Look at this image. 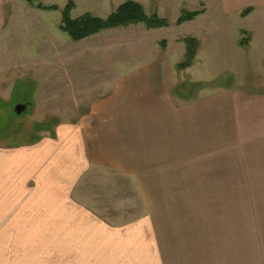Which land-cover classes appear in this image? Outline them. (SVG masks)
<instances>
[{
	"label": "rangeland",
	"instance_id": "1",
	"mask_svg": "<svg viewBox=\"0 0 264 264\" xmlns=\"http://www.w3.org/2000/svg\"><path fill=\"white\" fill-rule=\"evenodd\" d=\"M37 1L59 10L42 11L25 0L0 2V142L16 145L27 141L25 130L52 118L60 119V124L78 123L77 119L110 99L127 116V111H134L132 104L127 105L132 103L131 95L115 92L117 81L132 76L141 65L156 64L162 72L158 74L167 80L161 93L172 94L170 105L176 110L172 117L178 116L172 119L173 127L168 122L163 126L167 140H160L157 157L151 161L149 157L130 155L120 168L118 161L112 162L105 154L99 157L96 162L101 166L93 167L76 188L74 196L81 208H75L72 223H135L168 228L175 231L174 241H188L185 257L173 260V264H264V160L260 159L264 137L254 135L249 142L252 157L247 173L243 164L231 171L226 164L215 161L211 142L212 132L222 133L218 136L222 140L226 139L223 133L233 132L203 120L205 113L211 112L207 110L209 103L214 105L210 100L213 93L239 91V87L254 91L250 89L264 81V33L257 28L258 22L260 29L264 27V0H252L253 11L246 19L237 21L240 17L234 15L230 22L226 18L217 26L222 33L217 41L220 50L211 37V21L219 15L217 0L207 3L206 19L181 27L176 25L186 9L181 2L166 0L156 7L152 1L151 8H144L146 14L157 13L171 26L148 30L144 24L131 25L80 42L72 41L60 29L61 10L69 0ZM74 1L73 19L88 13L107 19L127 2L109 9L112 0ZM194 24L207 27L209 34L204 39L198 37L194 65L178 71L176 64L186 59V45L180 42L191 37L189 29L197 30ZM234 29L241 30L232 47L230 34L234 35ZM243 40H249L246 48L241 44ZM236 60L241 63L233 67ZM185 82L207 86L195 99L184 102L173 93ZM202 97L206 98L203 104L199 102ZM148 99L155 101L158 97L154 93ZM27 103L30 106L18 115L16 107ZM59 125L52 129L54 136ZM51 133L39 132L42 139ZM182 133L181 141L177 136ZM203 139L210 142L209 151H196ZM43 214L45 223H54L53 208H45ZM198 253L207 256L197 260Z\"/></svg>",
	"mask_w": 264,
	"mask_h": 264
},
{
	"label": "crops",
	"instance_id": "2",
	"mask_svg": "<svg viewBox=\"0 0 264 264\" xmlns=\"http://www.w3.org/2000/svg\"><path fill=\"white\" fill-rule=\"evenodd\" d=\"M125 1L112 0L108 7L116 9ZM134 1L144 8H151L152 1L156 2V7L166 2ZM177 1L186 8L183 10H204L196 19L186 23L193 25L209 16V0ZM251 2L216 1L219 15L211 21L214 27L210 36L219 50L221 45L217 41L221 40L222 33L217 26L224 23L226 18L230 22L234 15L235 18L240 17L237 21L246 19L247 16L243 17L242 13L245 8L253 11ZM257 24L258 32L264 33V27L260 29L259 22ZM261 25H264V17L261 18ZM194 26L198 27H195V32L189 29L192 34L190 38L199 41L198 37L204 39L209 34L207 27ZM240 30L234 29V35L230 34L232 47ZM240 63L233 61L232 66L238 67ZM158 69L156 64H144L134 70L132 76L117 81L115 92L126 91L123 94L131 95L129 101L132 103L128 101L130 104L127 105L132 104L134 111H127V116L126 112L120 110L121 106L110 99L93 107L88 114L77 119L78 123L60 124L55 129V136L46 135L39 143L21 146L0 143V264H173V260L185 257L187 239L174 241L172 235L175 231L162 226L72 223L75 208H81L74 196L76 188L93 167L101 166L100 162H96L99 157L105 154L112 162L118 161L120 168L130 155L132 158L135 154L149 157L151 161L157 157L160 140H167L168 134L163 131V126L168 122L173 127L172 119L178 116L172 117L176 113L170 105L174 99L172 94H162L167 80L158 74L162 73ZM258 84L254 89L246 87L254 91L248 92L239 87V91L213 93L210 100L214 105L209 103L207 110L211 112L203 117L204 123L233 132L223 133L224 140L219 138L222 133L212 132L211 142L215 161L226 164V169L231 171L243 164L244 173H247L246 168L252 157L249 142L254 135L264 137V81ZM154 93L158 99H148ZM205 99L202 97L199 102L203 104ZM182 136L183 133L177 138L182 141ZM169 138L174 140L172 135ZM209 149L210 142L203 139L196 151L206 152ZM260 152V159L264 160V146H261ZM45 208L55 211L54 223H45ZM203 256L207 255L198 253L196 258L198 260Z\"/></svg>",
	"mask_w": 264,
	"mask_h": 264
},
{
	"label": "trees",
	"instance_id": "3",
	"mask_svg": "<svg viewBox=\"0 0 264 264\" xmlns=\"http://www.w3.org/2000/svg\"><path fill=\"white\" fill-rule=\"evenodd\" d=\"M30 6L35 7L42 11L55 12L59 8L57 6H44L37 0H25ZM76 8L74 0H69L67 5L61 10L62 22L60 25L61 31L67 34L70 39L74 42H80L87 38H90L103 31L117 29L120 27H128L131 25L144 24L148 30L160 29L169 27L170 22L168 20L161 19L158 14L155 13L151 16L146 14L144 7L135 1L127 0L126 3L121 5L118 10L113 13L107 19H100L93 17L91 14H85L78 19L72 18V12ZM252 12L251 8L244 10L242 13L243 17L248 16ZM204 13L203 11L190 12L183 10L181 16L178 18L176 25L180 26L186 22L193 21L199 15ZM186 45V59L182 63L177 65L178 71H186L193 66L199 49V41L195 38H185L182 40ZM242 46L246 48L249 44V40H243ZM162 46H166V42H162ZM206 84L202 82H185L180 84L174 89V96L178 97L184 102H190L197 97V93L206 88ZM30 106V104H25ZM34 106V105H33ZM15 117H18L15 114ZM9 119H13L9 117ZM60 124V119L52 118L48 119L43 123L33 124L32 128L26 132L29 134L27 141H22L16 145L6 144L7 146H21L24 144L33 145L39 143L42 140V136L39 134L41 131H52L54 136L53 128ZM25 127V126H23ZM1 143V142H0Z\"/></svg>",
	"mask_w": 264,
	"mask_h": 264
},
{
	"label": "water",
	"instance_id": "4",
	"mask_svg": "<svg viewBox=\"0 0 264 264\" xmlns=\"http://www.w3.org/2000/svg\"><path fill=\"white\" fill-rule=\"evenodd\" d=\"M26 105H24V104H20V105H18L17 107H16V113L18 114V115H21L22 113H24V111L26 110Z\"/></svg>",
	"mask_w": 264,
	"mask_h": 264
}]
</instances>
